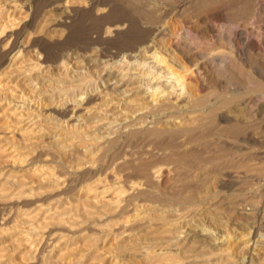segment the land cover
Here are the masks:
<instances>
[{
	"label": "rangeland",
	"instance_id": "rangeland-1",
	"mask_svg": "<svg viewBox=\"0 0 264 264\" xmlns=\"http://www.w3.org/2000/svg\"><path fill=\"white\" fill-rule=\"evenodd\" d=\"M12 1L0 0V29L7 16L28 14L14 48L0 54V122L12 127L0 138V264H264V80L255 73L264 72V50H255L264 10L256 9L258 0H16L18 12ZM67 4L69 22L52 24L69 12ZM124 24L121 33L110 32ZM231 29L242 32L240 51L219 37ZM146 42L181 74L201 62V100L209 110L226 103L225 112L239 111V118L220 120L215 108L181 131L162 112L156 131L103 132L101 100L120 97L107 89L103 70H122L129 87L142 84L136 92L144 91L147 79H135L136 66L122 62ZM188 54L197 56L189 62ZM39 59L47 67L32 72ZM194 83H187L185 96ZM92 93L94 109L83 123L70 118L72 110L53 111ZM6 107L26 110L23 118L34 115V132L12 131L19 123ZM159 166L167 176L151 180L147 174ZM136 182L145 183L141 190L129 188ZM100 186L110 192L102 194ZM116 186L132 192L117 201Z\"/></svg>",
	"mask_w": 264,
	"mask_h": 264
},
{
	"label": "bare ground",
	"instance_id": "bare-ground-1",
	"mask_svg": "<svg viewBox=\"0 0 264 264\" xmlns=\"http://www.w3.org/2000/svg\"><path fill=\"white\" fill-rule=\"evenodd\" d=\"M95 2L97 0H90V2ZM13 3L11 4V6L14 7V9L16 10L18 8V4L16 3V0L12 1ZM11 3V2H10ZM68 5H65L63 7L64 10H68ZM91 5V4H90ZM10 6V7H11ZM24 6V5H22ZM93 6V5H92ZM2 7V6H1ZM20 7V6H19ZM25 8V7H24ZM21 9V8H20ZM19 9V10H20ZM71 9V8H70ZM255 9V8H254ZM256 9L257 10H264V0H258L257 4H256ZM1 10V9H0ZM23 10V9H22ZM26 11L27 10H23ZM256 10V11H257ZM17 11V10H16ZM63 11V10H62ZM10 12V11H9ZM18 12V11H17ZM64 12V11H63ZM15 13V12H14ZM254 13V12H253ZM11 14H13L11 12ZM10 14V15H11ZM28 14V13H27ZM26 14V15H27ZM252 14V13H251ZM256 14V13H255ZM26 15L24 16H20L17 18L12 15V16H7V20L5 23H3L1 25V29L2 31H0V54L2 53H8L11 49L14 48V46L17 43V36L20 35L19 33L24 29L25 27V22H26ZM262 15V14H261ZM71 17L70 15V11L66 12V14L64 16H62L61 18H58L57 20H53L54 25L56 24H64L66 22H69L68 19ZM263 18V17H262ZM262 20V19H261ZM51 21V20H50ZM3 22V21H1ZM51 23V22H50ZM50 24V25H52ZM58 26V25H57ZM124 25H115L112 26V28L110 29V32H113L115 34H119L121 33L122 29L124 28ZM0 29V30H1ZM220 30V29H219ZM231 33L226 34L223 31L219 32V37L220 38H226L228 39L229 43L233 46V48H235V50H242L244 47L242 46L241 43V37H242V32H240L239 30H230ZM33 33V32H31ZM30 33V34H31ZM35 33V32H34ZM166 33V32H165ZM109 34V33H108ZM34 35V34H33ZM261 35V33H260ZM31 36V35H30ZM218 36V35H217ZM19 37V36H18ZM248 37V36H247ZM149 42V41H148ZM143 45L141 50H138L135 54L133 53H126L123 55V62L122 63H128L131 65H134L136 67H134L135 69H132L130 66V68L133 70L132 73H134V78H141V79H147L145 82H143V84H145L147 87L145 88L144 91L142 92H136L139 90L140 86H136L137 88L134 87H129V84L125 81V76H124V72H122V70L117 72L115 69H105L106 71L103 70L104 74L106 75V80L108 83V88L107 89H113L116 91L119 99L111 97L110 99H107L108 97H105L106 99H104L105 101L101 100V104L98 108V111L102 112L105 116L101 117L98 121H99V126L100 129H104L103 132L105 130H107V133H112V132H120L123 131L124 132H129V133H133V132H150L152 130L159 129L160 128V124H161V116H162V112H165V115L168 116V120H171L172 122H170V126L173 129H179L182 128L181 131H183V128H186L188 126H191L192 124L194 125L195 121H197V118L206 113H215L216 117L220 120H224L226 119V117H231L232 118H237L240 114L238 113L239 111H237L238 109H236V113L232 114V113H227L225 112L226 106H228L226 103H222L221 104L224 106V104L226 106L225 109L224 107H222V109H219L218 106L217 107H213L212 109L210 108V110L206 107L205 102H203V97L205 96H199V94L204 90L205 91V83L202 82V80L199 79V76H201V74L203 72H201V62H197L195 63L194 60L193 62L195 63V65L191 68L187 70L186 74H181L178 71H176L173 66L168 62L169 60L165 59V57L157 50L155 49V45H153L152 42ZM249 43V42H248ZM33 44V43H32ZM155 44V43H154ZM245 47L249 50H254L253 48H251V46H249V44L245 45ZM23 51V49H21ZM20 50V51H21ZM246 50V49H245ZM255 50H259V51H263L264 50V31L262 33V38L260 37V42L258 44V46L256 47ZM178 51V50H177ZM185 52V51H184ZM200 51H198L199 53ZM203 52V51H202ZM207 52V51H205ZM18 54V53H17ZM16 54V55H17ZM19 54H22V52ZM142 55L141 57H138L139 55ZM218 54V53H217ZM15 55V56H16ZM196 55V54H195ZM195 55L193 54H188L185 55L184 57L190 62H192L193 57H195ZM21 55H18L17 57H19ZM197 56V55H196ZM214 56V55H213ZM216 56V55H215ZM214 56V57H215ZM16 57V58H17ZM181 57L182 53H181ZM220 57V56H219ZM15 58V59H16ZM21 58V57H20ZM45 59V58H44ZM199 59V58H198ZM207 59V58H206ZM209 59V58H208ZM207 59V60H208ZM17 60V59H16ZM186 60V61H187ZM197 60V59H196ZM107 61V60H106ZM222 61V60H221ZM224 61V60H223ZM47 62V61H46ZM33 63V62H32ZM45 63V60H35V63L33 64V66H30L29 69H31V71L33 72L34 69H41V67L43 66V64ZM213 64V63H210ZM30 65V63H29ZM48 65V64H46ZM123 65V64H122ZM206 65V64H205ZM222 65V64H221ZM23 66V65H22ZM27 66V65H26ZM50 66V65H49ZM124 66V65H123ZM204 66V65H203ZM207 66V65H206ZM226 66V64L224 65ZM223 66V68H224ZM45 67V66H43ZM47 67V66H46ZM45 67V68H46ZM113 67V66H112ZM115 67V66H114ZM11 68V67H10ZM106 68V66H105ZM222 68V69H223ZM6 69V68H5ZM23 69V68H22ZM24 70V69H23ZM224 70H226V68H224ZM25 71V70H24ZM203 71V70H202ZM221 71V70H220ZM131 72V71H130ZM185 72V71H184ZM227 72V71H226ZM24 73V72H23ZM255 73L257 74L256 76H258V78L263 79L264 80V72L260 71V70H255ZM30 74V73H28ZM131 75V74H130ZM204 75V74H203ZM24 76V75H22ZM206 76V75H205ZM2 77V76H1ZM192 77L196 78V80H192ZM28 78V77H27ZM205 77H203L202 79H204ZM257 79V78H256ZM105 80V81H106ZM134 80V79H133ZM206 80V78H205ZM1 81V80H0ZM194 86L193 89L189 92L188 96H185L186 93V89L188 88V82H194ZM258 81V80H257ZM260 81V80H259ZM12 82V81H11ZM106 82V83H107ZM138 82V81H137ZM2 83V82H1ZM0 83V88L2 87ZM6 83V82H4ZM127 83V84H126ZM264 83V82H263ZM3 84V83H2ZM10 84V83H9ZM137 84V83H136ZM8 85V84H7ZM6 87V86H5ZM190 87V86H189ZM192 88V87H191ZM7 89V88H6ZM12 89V87H11ZM135 89V91H134ZM180 89V91H178ZM189 89V88H188ZM141 90V89H140ZM9 91V90H8ZM11 91V90H10ZM16 91V90H15ZM203 91V93H204ZM237 91V90H235ZM1 92V91H0ZM14 92V91H11ZM207 93V92H206ZM222 93V92H221ZM224 93V92H223ZM222 93V94H223ZM263 93V92H262ZM7 94V93H6ZM97 94V93H96ZM218 96H216L217 98L220 96L219 93ZM221 94V95H222ZM29 95V94H28ZM93 93L90 94L89 96H87V98L85 99V101L76 103L75 106H69L66 105L65 107L63 106L62 108L59 107L58 105L56 107L53 106V111L57 112L60 115L66 116L68 115L69 111L72 110V117L70 116V118H75L78 117L79 121L82 122V119L84 116H88L93 112V107L92 105H90V101L92 100ZM98 95V94H97ZM211 94H209L208 96H210ZM214 95V94H212ZM102 95H100L101 97ZM207 96V97H208ZM223 96V95H222ZM259 96V95H258ZM264 96V95H263ZM4 97V96H3ZM19 99L24 101L22 105H25V103L27 101H29L28 99L25 98V94H21L18 95ZM103 97V96H102ZM206 97V96H205ZM211 97V96H210ZM216 97H214V99H216ZM232 97V96H231ZM235 97V96H234ZM96 98V96H95ZM229 99V97H223V99ZM5 99V98H4ZM208 99V98H206ZM260 100L264 99L262 97V99L259 98ZM257 99V100H258ZM18 100V101H20ZM27 100V101H25ZM213 100V99H212ZM221 100V98H220ZM231 101V99H229ZM237 100V98H236ZM259 100V101H260ZM3 100H1L0 104L3 103ZM8 101V100H7ZM17 101V103H18ZM205 101V100H204ZM216 101V100H215ZM213 101V102H215ZM218 101V100H217ZM222 101V100H221ZM258 101V102H259ZM264 101V100H262ZM32 103H34L33 101H31ZM30 102V103H31ZM93 102V101H92ZM209 102V101H208ZM234 102V101H233ZM251 102V100L249 101H243L241 105H243V107H246L249 105V103ZM261 102V101H260ZM9 103V101H8ZM15 103V102H13ZM22 103V102H21ZM20 103V104H21ZM220 103V102H219ZM228 103V102H227ZM4 104V103H3ZM2 104V105H3ZM212 104V103H210ZM219 104V107L220 105ZM231 104V102H230ZM9 105L11 106L12 104L9 103ZM16 105V104H14ZM19 105V104H18ZM17 105V106H18ZM221 105V106H222ZM8 106V104H7ZM31 106V105H30ZM97 106V105H96ZM21 107V106H20ZM23 107V106H22ZM33 107V106H32ZM52 107V106H51ZM7 108V107H6ZM4 108V110L6 109ZM27 109V107H25ZM216 108V109H215ZM19 107L17 108H7L6 112L9 117H12L13 119H18V121H16V123H19V125H16L15 130L12 129V131H14L15 133L18 132L20 136L24 137L26 132H30L33 133L34 132V125H36V120L35 116L33 115V117L30 115L28 117L23 118L25 115L29 114L25 113L23 111H19L18 110ZM24 109V108H23ZM214 109L217 110L214 112ZM83 110V111H82ZM227 110V109H226ZM230 110V109H229ZM33 111V110H32ZM82 111V112H81ZM213 111V112H212ZM234 111V110H233ZM5 112V113H6ZM31 112V111H30ZM241 112V110H240ZM71 113V112H70ZM79 113V114H78ZM210 113V114H211ZM252 113V112H251ZM6 115V116H7ZM164 115V116H165ZM264 115V114H263ZM262 117V116H261ZM22 118V119H21ZM239 118V117H238ZM29 119V120H28ZM77 119V120H78ZM201 119V118H198ZM34 120V122H33ZM73 120V119H72ZM237 120V119H235ZM26 121V122H25ZM232 121V120H230ZM0 122V138L3 136H7L8 131H11V126H8L6 123ZM13 122V121H12ZM25 122V123H24ZM75 122V121H74ZM198 122V121H197ZM196 122V124H197ZM227 122V120H226ZM237 122V121H236ZM14 123V122H13ZM24 123V124H23ZM83 123V122H82ZM86 123V121H85ZM28 124V125H27ZM11 125V124H10ZM27 125V126H26ZM38 125V123H37ZM98 126V125H97ZM197 126V125H196ZM15 127V126H13ZM122 128V129H121ZM10 129V130H8ZM43 129V128H42ZM41 130V129H40ZM114 130V131H113ZM158 131V130H157ZM173 131V130H172ZM177 131V130H175ZM180 131V130H179ZM101 132V131H100ZM17 133V134H18ZM11 134V133H10ZM14 133H12L13 136ZM114 134V133H113ZM10 136V135H9ZM11 137V136H10ZM9 137V138H10ZM3 139V138H2ZM5 139V138H4ZM109 141V140H107ZM106 141V142H107ZM105 142V141H104ZM8 148V147H7ZM6 148V149H7ZM5 149V148H4ZM14 151L13 150H10ZM13 153V152H12ZM18 153V152H16ZM92 164V163H91ZM119 164V163H118ZM87 167V166H86ZM160 167V166H159ZM48 175L50 176V174L48 173ZM58 174H54L51 176L54 179L58 180ZM151 180H155V181H161L164 180L165 177L167 176V172L166 169L164 168V166L157 168L155 170L152 169V171H150L149 174H147ZM145 176L148 178V176ZM56 177V178H55ZM146 178V179H147ZM150 178H148L150 180ZM60 179V177H59ZM145 180V179H143ZM142 180V181H143ZM61 181V180H60ZM146 181V180H145ZM99 184V183H98ZM145 183L143 182H136L133 183V185H131L129 188L130 189H137V190H141L143 188V185ZM98 186V185H96ZM99 187V186H98ZM145 187V186H144ZM100 191L102 192V194H105L108 189H106L104 186H100ZM114 188V187H113ZM113 188H111L113 190ZM96 189V188H95ZM119 188L118 186H116V189L113 190L114 194L116 196L117 201H119V199L121 200L124 199L126 196V194L128 195L130 192H132L130 189H123ZM110 190V189H109ZM98 191V190H96ZM130 191V192H129ZM99 192V191H98ZM110 192V191H109ZM107 192V193H109ZM112 192V191H111ZM126 194H123V193ZM129 192V193H127ZM97 194V193H94ZM107 195V194H106ZM100 196V195H99ZM102 197V196H101ZM104 197V196H103ZM124 197V198H123ZM128 197V196H127ZM127 199V198H126ZM257 211L259 213L262 212V207L259 205L257 207ZM54 214V213H53ZM52 214V215H53ZM140 214V213H139ZM137 214V218H140L141 215ZM55 216V214H54ZM53 217V216H52ZM51 217V218H52ZM57 217V216H56ZM131 217V216H130ZM129 217V218H130ZM55 218V217H54ZM128 219V218H127ZM133 219V218H132ZM136 219V218H135ZM130 221V219H129ZM76 222V221H74ZM135 222V221H133ZM130 224V223H129ZM128 225V222L124 223V227L126 228ZM123 227V226H122ZM130 229V228H129ZM128 229V230H129ZM124 230V229H123ZM31 239V237H29ZM26 239V238H25ZM27 241V240H26ZM252 243L250 242L248 248L249 251H247V257L248 259L251 258L252 259V251L255 252L256 246L253 248L252 247ZM162 252V251H161ZM259 255H263L264 256V241H263V247L259 250Z\"/></svg>",
	"mask_w": 264,
	"mask_h": 264
}]
</instances>
